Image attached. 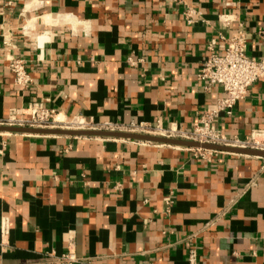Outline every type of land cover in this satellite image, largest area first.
I'll use <instances>...</instances> for the list:
<instances>
[{
    "label": "crops",
    "instance_id": "crops-1",
    "mask_svg": "<svg viewBox=\"0 0 264 264\" xmlns=\"http://www.w3.org/2000/svg\"><path fill=\"white\" fill-rule=\"evenodd\" d=\"M240 23L247 53L264 58V0H0V125L41 101L94 123L191 131L224 95L197 78L208 45ZM217 125L242 140L264 129L263 82ZM70 250L78 264H192V250L196 264H264V158L0 132V264H59Z\"/></svg>",
    "mask_w": 264,
    "mask_h": 264
},
{
    "label": "built area",
    "instance_id": "built-area-1",
    "mask_svg": "<svg viewBox=\"0 0 264 264\" xmlns=\"http://www.w3.org/2000/svg\"><path fill=\"white\" fill-rule=\"evenodd\" d=\"M194 14H196L194 9L186 8L185 16L189 22L192 21ZM227 21V19L223 20V22ZM23 33L29 39L38 40L47 32L36 33L35 31L33 33L31 27H25ZM260 34H264V31H261ZM5 44L12 46L10 39L7 40V38H5ZM247 50L248 33L242 23H240L238 31L232 36L223 37L222 43L217 44L215 39L209 43V53L205 56L198 70L197 78L204 83L207 91L213 86L219 85L223 89L224 95L207 106L191 131L176 126L166 129L162 126L154 127L136 122L130 124L94 123L80 115L71 118L62 116L56 109L48 107L41 101L32 102L28 107L21 110L13 109L8 119L1 124L49 129L123 131L264 150V129H258L250 138L242 140L230 138L217 125L218 118L224 113L231 115L236 104L248 95L255 83L261 81L264 84V58L259 59L250 56ZM8 60L9 68L14 73L16 82L25 87L29 85L32 79L27 71L26 62L14 55L9 56ZM188 149L199 154L218 152L199 148ZM167 202L170 204L171 199H168ZM9 230V220L5 217L1 225V232L4 237L8 236ZM196 258L197 253L192 250L190 262L196 264ZM57 262L59 264H78L81 259L74 251L70 250L59 255Z\"/></svg>",
    "mask_w": 264,
    "mask_h": 264
},
{
    "label": "water",
    "instance_id": "water-1",
    "mask_svg": "<svg viewBox=\"0 0 264 264\" xmlns=\"http://www.w3.org/2000/svg\"><path fill=\"white\" fill-rule=\"evenodd\" d=\"M0 132L8 133H26V134H52V135H70V136H96L116 139H131L145 142L161 143L171 146L185 148H199L219 152H232L245 155H254L264 158V150L248 147H231L212 143H202L199 141L186 140L180 138H169L164 136L129 133L123 131L108 130H69V129H49L35 128L28 126L0 125Z\"/></svg>",
    "mask_w": 264,
    "mask_h": 264
}]
</instances>
